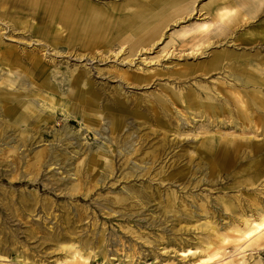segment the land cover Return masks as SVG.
<instances>
[{"label":"rangeland","instance_id":"374dc122","mask_svg":"<svg viewBox=\"0 0 264 264\" xmlns=\"http://www.w3.org/2000/svg\"><path fill=\"white\" fill-rule=\"evenodd\" d=\"M252 1L181 0L179 5L190 3V10L179 16L180 21H170L168 34L170 38L176 36L177 40L168 43L170 38H163L150 52L139 54L131 65V68L138 66L161 74L148 84L133 86L121 82L118 70H126L130 65L124 54L114 53L118 43L102 57L88 60V64L99 82H106L110 88L120 85L129 97L133 95L131 97L148 102L156 101L164 86L180 90L191 86L181 83L186 78L173 73L181 66L194 68L196 74L190 81L210 83L213 89L219 81L233 82L235 78L226 68L208 75H200L199 69L221 50L248 53L260 50L264 54V46L259 45L264 42V2ZM3 2L0 10L8 20H26L28 24L35 21L27 15L28 8L21 1ZM101 2L121 5L124 0ZM218 23L225 26L223 34L212 38L213 44L203 42L202 33ZM20 29H13V35ZM26 33L28 35L18 36L23 38L20 46L30 48L35 40ZM253 39L260 43L251 44ZM192 49L196 54H187ZM51 51L53 56L43 51L40 58L51 68L52 82L61 96L67 89L62 84L66 82L67 71L82 68L81 64L86 61L74 58L61 47ZM26 81L29 83L28 79ZM258 89L264 93V86ZM99 102L101 105L105 101ZM47 104L35 103L36 109L53 115V126L48 128L47 122L29 126V129H48L47 140H32L33 143L21 144L17 150L12 149L16 141L6 144L0 140V264H68L72 261L68 254L74 250L80 255L89 252V264H193L206 254L216 232L229 236L223 252L224 259L232 260L229 264H235L233 260L237 257L243 258V264H264L262 242L243 244L239 248L242 242H238L237 237L241 232L234 229L236 225L242 226L241 220L264 213V108L253 113L252 124L243 118H239L237 124L224 122L222 116L223 122L215 125L191 110L189 118L180 117L182 129L179 131L150 123L144 129L149 141L146 150H151L150 143L171 144L176 139H185L183 143L191 146L198 145L203 138L212 135L230 139L239 147L236 153L228 152L227 158L217 163L211 154L201 155L192 162L185 156L178 158L171 155L177 150L175 147L157 160L145 175L149 163L140 164L138 157L132 158L129 164L124 162L126 155L133 151L138 134L143 133V130L138 131L133 114L123 118L126 125L118 138L119 145H114L111 138L109 117L86 131L72 116L73 121L67 127L78 136L72 140L85 147V154L77 155L71 151V146L64 147L61 142L53 141L50 130L65 126L66 117L59 110H47ZM234 105L229 109H233L232 115L236 117L238 112ZM176 106L175 111H181L184 103L178 101ZM129 107L134 109V106ZM5 137L19 140V136L7 134ZM123 137L130 148H121ZM51 143L52 149L64 160L40 165L35 157L37 151ZM105 144L115 148L111 168L103 166L106 160L96 156ZM92 154L98 162L89 167L87 156ZM187 154L197 156L193 147L188 148ZM77 167L82 172L79 181L75 176ZM131 169H135L133 175L127 173ZM171 175L174 176L169 180ZM211 224L217 229L213 230ZM185 248L195 252L184 255L181 251Z\"/></svg>","mask_w":264,"mask_h":264},{"label":"bare ground","instance_id":"6f19581e","mask_svg":"<svg viewBox=\"0 0 264 264\" xmlns=\"http://www.w3.org/2000/svg\"><path fill=\"white\" fill-rule=\"evenodd\" d=\"M3 1L0 0L1 8L4 7ZM17 1H21L28 8L27 15L35 21L28 24L26 20H8L5 12L0 10V140L6 144L16 141L12 144L13 150H17L21 144L33 143L32 140L38 139L37 142H42L49 137L48 129L45 131L37 127L29 129L30 125H37L40 122H47L48 128L53 126L51 125L53 115L47 113L48 111L36 109L37 101L48 103L47 110L64 112L66 125L61 129L50 130V133L53 141L61 142L64 147L71 146V151L77 155H84L85 147L83 144L75 143L76 140H72L78 137L67 127L73 121L72 116L84 125L86 131L100 125L105 117H109L111 138L114 145H119L118 138L126 125L123 118L133 114L137 120L138 131L143 130V133L138 134L134 147H132L133 151L130 155H126L124 162L129 164L132 158L138 157L140 164L149 163L144 172L146 175L157 160L163 158L164 154H168L175 147L177 150L171 155L178 158L185 156L187 161L192 162L201 155L211 154L216 163L227 158L228 152L236 153L239 147L238 143L230 139L212 135L203 138L198 145L191 146V144L183 143L185 139H176L177 141L171 144L150 143L148 148L151 150H146L149 141L144 129L148 128L150 123L164 129L179 131L182 129L180 117L189 118L188 111L191 110L215 125L223 122L222 116L224 122L237 124V120L243 118L252 124L253 113L261 112L260 110L264 108V93L258 89L261 85L264 86V54L260 50L253 53L221 50L215 53L209 64L200 67V75H208L212 71L226 68L235 81H219L214 89L210 83L190 81L189 79L196 74L194 68L181 66L173 73L186 78L181 83L191 86H186L182 90L164 86L162 94H157L158 101L148 102L139 97H131L133 95L129 97L120 85L110 88L106 82H99L94 77L88 60L100 58L108 51H112L111 47L116 43L119 46L114 53L124 54L130 65L126 70H118L122 76L121 82L140 86L148 84L157 75L160 76V73L153 72V70H144L138 66L131 68V65L136 58H139V54L150 52L163 38H170L171 34H168L170 21L173 23L180 21L179 16L190 10L188 9L190 3L179 5L181 0H124L121 5L102 3V0ZM257 2L262 3L264 0H254L251 3ZM19 27L22 28L21 31L13 35V29ZM224 30L225 26L218 23L208 32L202 33L201 39L203 42L213 44L210 40L219 37ZM26 32L35 40V45L30 48L20 46L23 38L18 36H26ZM176 40V36H173L168 43ZM250 43L257 46L260 41L253 39ZM259 45L264 46V42ZM60 47L66 49L67 54L74 58L86 61L83 65L81 64L82 68L67 71V79H64L66 82L62 83L67 86V89L62 92L61 96L58 87L52 82L54 74H50L51 68L40 58L41 52L45 51L44 54L53 56L54 53L51 50L55 51ZM191 53L196 54L195 49L187 51V54ZM223 61L224 64H222ZM60 86L64 89L63 85ZM99 101L105 102L101 106ZM178 101L184 103L181 111H175ZM231 104L238 112L236 117L233 116V109L232 111L229 109ZM130 105L134 106L133 110H130ZM16 131L19 133L16 134ZM181 133L179 132V135ZM7 134L14 135V137L19 136V140L18 138L7 140L5 137ZM130 135L131 133L128 137ZM123 138L121 148H130V144L125 142V137ZM105 145L107 148L101 147L96 156L106 160L103 166L111 168L113 166L111 156L115 148L108 144ZM52 147V143L51 145L45 144L37 151L35 157L40 165L48 161L52 164L58 160H64ZM189 147L195 148L196 157L191 154L186 155ZM49 149L52 150L49 151ZM96 156L94 154L87 156L89 167L98 162ZM80 170V167H77L75 171L77 181L82 177ZM134 172L135 169H131L127 173L133 175ZM173 176L171 175L169 180ZM241 221L242 226H234L236 231L241 232V235L237 237L238 242H242L239 248L243 244L250 246L258 242L264 245V213ZM211 227L213 230L217 229L216 225L211 224ZM228 241V235L216 232L207 246L206 254L199 256L193 264L205 262L229 264L232 260L223 258ZM191 249L185 248L181 252L189 255L195 252ZM68 255L72 259L68 264H89L91 256L89 252L86 255H80L76 250L70 251ZM233 261L235 264H243L242 257H237Z\"/></svg>","mask_w":264,"mask_h":264}]
</instances>
